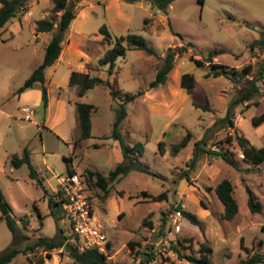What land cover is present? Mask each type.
Returning <instances> with one entry per match:
<instances>
[{
	"label": "rangeland",
	"instance_id": "374dc122",
	"mask_svg": "<svg viewBox=\"0 0 264 264\" xmlns=\"http://www.w3.org/2000/svg\"><path fill=\"white\" fill-rule=\"evenodd\" d=\"M54 4L55 0H28L27 8L0 28V188L19 224L25 215L36 213L35 206L45 214L40 229L32 232V225L27 224L25 233L31 237L53 236L63 219L59 225L67 240L75 241L68 219L63 216L57 221L49 213L48 198L68 166L86 178L89 170L107 174L123 160L119 140L112 135L113 122L124 95L136 93L125 104L127 114L119 122V130L126 144L143 143V151L133 149L131 156L158 174L131 168L119 180L110 182L107 193L94 184L86 187L94 213L107 234L106 264H140L141 260L146 264H196L180 258L177 250L198 256L203 243L212 246L211 264H237L249 253H264V160L257 165L249 163L235 139L238 129L251 143L264 146V120L258 125L252 121L253 116L264 112V72H260L264 63V0H173L167 12L148 0L76 1V15L65 32L62 55L57 58L63 62L44 69L46 107L35 90L29 94V101L19 103L13 92L42 61L52 33L36 31V20L49 17ZM103 23L109 35L99 31ZM128 32L143 35L155 53L128 47L109 72L108 64H100L98 59L118 35ZM170 47L175 51L173 68L164 81L150 87ZM210 51H217L212 56V61L218 63L214 66L210 60L197 64L191 58H205ZM67 68L88 71L103 80L79 96L77 86L68 83ZM214 69L221 73L213 74ZM186 71L196 78L193 93L180 82ZM250 79L259 89L250 99L233 106L234 126L218 125L207 131L215 119L226 113L230 101L248 86ZM37 96L39 102L34 104ZM206 98L210 109L193 104ZM76 100L92 104L91 134L81 140ZM13 107L17 116L11 113ZM187 130L192 132L191 138L174 152L172 143ZM205 133L208 147L227 151L240 168L220 155L203 153L190 169V177H180L195 140ZM227 134L232 135L231 142L225 139ZM159 140L163 141L162 147ZM26 145L42 185L30 176L27 163L14 166L9 161V155H20ZM65 156H70L69 160ZM223 177L232 180L238 202L232 219L222 217L223 203L214 189ZM246 186L262 203L261 211L249 209ZM161 191H165L161 199L149 195ZM178 204L195 212L200 223L189 221L182 212L181 216L175 215ZM174 219L181 225L178 230ZM10 241L11 232L0 211V252ZM36 254L44 256V264H82L71 259L65 246L51 249L50 256L41 248ZM4 264L34 263L20 251Z\"/></svg>",
	"mask_w": 264,
	"mask_h": 264
},
{
	"label": "trees",
	"instance_id": "16d2710c",
	"mask_svg": "<svg viewBox=\"0 0 264 264\" xmlns=\"http://www.w3.org/2000/svg\"><path fill=\"white\" fill-rule=\"evenodd\" d=\"M28 0H0V28L3 27L13 16H15L19 11L27 8ZM79 0H55V4L52 6V14L49 17H42L36 20V31H51V36L44 47L43 59L38 63L32 70V72L24 79L22 84L18 86L13 93H18L26 88L32 86H39L41 89V103L46 107L48 103V91L45 81L44 69L46 66L51 65L58 58L61 49L62 41L65 36V32L69 27L71 20L76 15L75 4ZM126 1H137V0H126ZM152 6L160 9L161 11L167 12V9L170 3L173 0H148ZM203 2V0H200ZM58 11H60L58 13ZM99 31L103 34L109 35L110 31L108 30L106 24H102L99 27ZM123 40L126 43H123ZM264 41V40H262ZM128 47L141 48L148 53H155V50L150 46L146 38L135 32H128L126 34H120L115 38L114 44L109 47L105 53L99 57L100 64H108V71H112L115 61L118 56L124 55ZM186 48V47H184ZM217 51H210L205 58L194 57L191 55V58L197 64H203L205 61H212V56ZM175 58V51L170 47L166 53L162 56V63L157 68L153 79L150 80L149 86L154 87L159 82H162L167 77V74L173 68ZM218 64L217 62L212 61V65ZM264 69V63L262 64ZM263 69H261V75L263 74ZM213 74L217 75L221 73L220 70L214 69ZM233 80L236 82V77L232 76ZM103 79L98 76H92L88 71H77L71 70L68 83L77 86V94L81 96L84 91L94 86L96 83L101 82ZM107 83L110 81L107 79ZM181 85L186 89L187 92L193 93L196 90V78L192 72L186 71L181 74L180 77ZM259 89L258 84L250 79L248 86L236 97H234L226 110V113L215 119L208 127L207 131L220 125V126H234V111L233 106L240 101L248 100L251 98L253 93ZM113 96H116L115 91H110ZM136 93H126L122 101L119 102V106L116 111V118L113 122L112 135L119 140L123 160L117 162L113 168H111L107 174H104L97 170H89L88 177L84 178V183L86 187L88 184H94L99 186L105 193L109 191L110 182L114 180H119L122 175L127 173L131 168H139L152 172L153 174H158L147 169L145 165L135 160L131 156V150L136 149L138 152L143 151V143L140 141L135 142L132 145H128L124 142L121 137L119 130V122L126 116V102L133 98ZM193 104L197 107H201L205 110L210 109V103L206 98L204 102L193 101ZM91 109L92 104L83 100H76V111L77 119L79 124V136L78 140L86 138L91 134ZM264 120V112L259 113L252 117V121L255 125L260 124ZM207 133V132H206ZM206 133L200 138L195 140L194 147L191 150L190 156L186 161L187 167L184 168L179 176L189 178V171L192 169L198 162L199 158L203 153L214 154L222 156L228 163L236 168H240L237 160L230 156L227 151L222 149H212L207 145ZM192 136V132L187 130V132L181 137L180 140L172 143V149L174 152L179 150L182 146L186 145L189 139ZM225 139L228 142H231L233 139L231 134H227ZM235 139L238 145L241 148L243 157L252 165H257L264 160V146H257L249 141V139L244 136L242 133L236 129ZM76 142V140H75ZM159 147H162L163 141H158ZM230 153H232L230 151ZM70 156H65L66 160H69ZM9 161L14 166H19L22 163H27L30 168V176L35 178L36 181L42 185L41 178L38 176L37 171L30 160L29 149L26 146L23 147L22 153L19 155L16 152H13L10 155ZM68 166V165H67ZM68 171L73 172L74 170L68 166ZM95 177L92 179V177ZM176 180V178L174 179ZM233 182L228 177L221 178L214 186L215 192L219 200L223 203V212L222 217L225 219H232L238 211V202L233 194ZM45 189V188H44ZM247 191V204L249 209L252 212H259L262 208V203L256 198L253 191L249 186H246ZM145 192V191H144ZM147 193V192H146ZM153 199H161L165 197V191H161L157 194H149ZM89 198V195H88ZM90 199V198H89ZM91 202V201H90ZM49 213L52 214L58 221L64 216V212L61 207V200L56 199L51 194L48 198ZM178 208L181 210L183 215L193 223H200V219L197 214L191 210H188L184 207H181L178 204ZM36 208V213L32 220V226L30 227L32 232L41 228L43 224V214L39 209ZM0 211L1 217L4 218L10 232H11V241L10 245L2 252H0V264H4L11 260V258L22 251L27 253L29 258L33 261L34 264H44V256L37 255L36 250L41 248L45 251L47 256H50V250L58 247H66L68 255L73 261L81 262L82 264H106L107 255L104 251L98 250L96 247H86L83 249L78 248L74 241H68L67 235L64 233L62 225L57 224V232L53 236L47 235H35L31 237L25 233L24 229L27 230L28 218L27 215L21 219L19 224L17 219L12 214V205L6 199L3 191L0 188ZM74 233L71 234L73 236ZM32 238V239H31ZM69 238V235H68ZM28 240V241H27ZM27 241L23 246L22 243ZM243 238L241 237V245H243ZM108 243L106 244L107 247ZM244 246V245H243ZM247 249V247L245 246ZM200 255H195L193 253H184L177 250L180 258H185L188 261L195 262L196 264H211L210 262V252H212V246L203 243L201 245ZM29 253L34 254L33 256ZM150 255L151 252H148ZM150 259V258H148ZM147 261H140V264H146ZM259 262H264V253L254 251L249 253L246 257L241 258L237 264H257Z\"/></svg>",
	"mask_w": 264,
	"mask_h": 264
},
{
	"label": "built area",
	"instance_id": "2783aa9c",
	"mask_svg": "<svg viewBox=\"0 0 264 264\" xmlns=\"http://www.w3.org/2000/svg\"><path fill=\"white\" fill-rule=\"evenodd\" d=\"M30 110V107H24ZM53 197L61 200L64 217L68 219L75 244L78 248L94 246L104 251L107 244V234L103 231V223L94 213L84 178L77 172H69L60 177ZM175 215L181 216V210L176 209ZM174 219V226L178 230L180 223Z\"/></svg>",
	"mask_w": 264,
	"mask_h": 264
},
{
	"label": "crops",
	"instance_id": "0c3cea01",
	"mask_svg": "<svg viewBox=\"0 0 264 264\" xmlns=\"http://www.w3.org/2000/svg\"><path fill=\"white\" fill-rule=\"evenodd\" d=\"M79 32H82V31L79 30ZM82 33H86V32H82ZM60 54L62 55V51L60 52ZM60 54H59V55H60ZM58 57H59V56H58ZM59 62H63V60H62V59H61V60H60V59H59V60L56 59L55 62H53V63L51 64V66H54L53 68H55V66H56ZM64 63H67L68 65L70 64V63H68V62H64ZM48 66H49V65H48ZM71 70H72V69H68V68H67V70H66V75H67L66 77H67V78L69 77V74H70V71H71ZM45 77H46V76H45ZM32 88H33V89L30 88L29 90L27 89V90H25V91H23V92H21V93L18 92L19 94H18V93H16V94L13 93V95H15V97L19 98V100H18L19 103H21V102H24V103H25V102H27V101L30 100V99H29V94H30L32 91L35 90V92H37V94H38L39 96H40V94H41V91H39V90H41V89L34 88V87H32ZM17 95H18L19 97H18ZM39 96H37L38 100L34 101V104H36V103L39 102V99H40ZM22 97H24L23 101H21V100H22ZM20 99H21V100H20ZM16 100H17V99H16ZM19 103H14V105H15V104H19ZM6 113L8 114V117L11 116V114H10V112H8V110L6 111ZM11 113H12V115L17 116L18 112H16L15 107H13V112H11ZM19 115H20V114H19ZM65 117H66V116H65ZM64 119H65V118H64ZM65 120H66V119H65ZM0 140H2V138H0ZM7 153H8V152H7ZM9 156H10V155H9ZM2 164H4V163H2ZM60 177H61V176H60ZM60 177H59V179H58V182H59V180H60ZM57 185H58V183H57ZM56 187H57V186H56ZM56 187H54L53 192L55 191ZM53 192H52V193H53ZM27 213H28V212H27ZM34 214H35V213H33L32 216H30V215L27 216V218H28V223H27V224H28V225L32 224V220H33V218H34ZM62 220H63V219H62ZM62 220L59 221V224H62ZM68 223H69V222H68ZM28 225H27V226H28ZM24 231L26 232V230H24Z\"/></svg>",
	"mask_w": 264,
	"mask_h": 264
}]
</instances>
